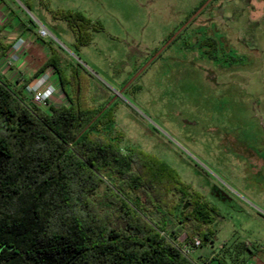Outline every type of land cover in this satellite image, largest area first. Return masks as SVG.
<instances>
[{"label": "rangeland", "instance_id": "374dc122", "mask_svg": "<svg viewBox=\"0 0 264 264\" xmlns=\"http://www.w3.org/2000/svg\"><path fill=\"white\" fill-rule=\"evenodd\" d=\"M46 1L54 11L82 13L103 31L78 49L72 31L53 20L40 0H12L11 8L36 27L23 36L15 21L10 31L0 29V40L33 41L30 63L36 70L45 59L34 46L47 44L60 53L68 74L71 65L81 68L93 105L115 99L114 131L124 134L123 146L157 155L220 210L216 238L202 250L226 264H264V0H212L166 48L206 0ZM7 12L0 8V28ZM42 26L48 38L40 36ZM208 38L217 41L212 55L219 59H210L208 47L203 49L201 42ZM0 78L16 92L25 93L29 84L18 80L15 88L1 72ZM55 84V106L68 105L59 79ZM108 187L106 181L100 197ZM173 229L180 244L191 240L179 226Z\"/></svg>", "mask_w": 264, "mask_h": 264}, {"label": "trees", "instance_id": "16d2710c", "mask_svg": "<svg viewBox=\"0 0 264 264\" xmlns=\"http://www.w3.org/2000/svg\"><path fill=\"white\" fill-rule=\"evenodd\" d=\"M40 1L72 31L78 49L104 29L80 12L54 11ZM201 45L219 59L212 55L215 39ZM9 48L0 43V58ZM62 61L52 49L34 75L54 69L67 96L68 105L49 112L0 78V264H193L173 244L179 236L173 226L203 246L213 243L220 210L157 155L125 148L124 134L114 131L116 104L93 105L85 73L71 65L68 74Z\"/></svg>", "mask_w": 264, "mask_h": 264}, {"label": "crops", "instance_id": "0c3cea01", "mask_svg": "<svg viewBox=\"0 0 264 264\" xmlns=\"http://www.w3.org/2000/svg\"><path fill=\"white\" fill-rule=\"evenodd\" d=\"M11 1L12 0H8V2H7V0H0V8H2V7L8 8V12H7L8 17L4 20L0 29L2 31H10L12 23H14L15 21H18V25L23 29V33H22L23 36L33 34L34 33L33 27L31 26V24L29 22L25 21L15 9L11 8V6L9 4V3H11ZM15 13H16L17 17L13 21H11L10 18ZM18 18H20L23 21L24 25L20 24V20ZM3 39L4 40H0V43H3L2 41H4V43H6V45H9L10 48L6 52L5 56L1 57L2 59L0 60V69L3 67L2 65L7 59H13L14 64L10 69L3 68L0 72L7 79V81L11 82L13 87L19 86L20 83L18 82V80L19 81L20 80L26 81L27 79L34 77V75L38 72V70L45 64V62L50 57L51 50L55 49L53 47H49L48 44L44 45V46L42 45V46H40V48L38 47L40 50L37 49L36 46H34V49L32 48L34 50V52L36 50V52H38L39 56L42 57L43 59H45L42 66H40L36 70L32 66V64L30 63L31 62L30 59H32V56L30 55V51H31L30 49L34 43L33 41L29 40L28 38H22L26 42L23 53H22V55H19L17 57L12 58L13 57L12 46L20 38H3ZM204 48L205 47H203V49ZM47 70H50V68L45 69L43 72H45ZM55 76L58 77L56 75V73H55ZM35 78L36 77H34L31 81H33ZM191 260L193 262L207 261L211 264H219V261H223V260H219V258L216 257L215 254L210 255L208 252H206V251L204 252L202 250V248L199 250H196L194 252L193 256L191 257ZM246 264H253V262L252 263L246 262ZM255 264H260V262L259 263L256 262Z\"/></svg>", "mask_w": 264, "mask_h": 264}, {"label": "built area", "instance_id": "2783aa9c", "mask_svg": "<svg viewBox=\"0 0 264 264\" xmlns=\"http://www.w3.org/2000/svg\"><path fill=\"white\" fill-rule=\"evenodd\" d=\"M40 36L42 38H48L50 36V32L45 28H40ZM26 45V42L24 39L20 38L18 39L15 44L12 46V53L13 57H17L19 55H22L24 47ZM5 61V60H4ZM14 62L13 59H7L3 63V67L0 69V71L3 68L10 69L13 66ZM56 79L58 77L55 76L54 69L47 70L43 73H41L39 76H37L33 81H31L29 84L25 86L24 89V96L29 99V102L31 104H34L41 108L42 110L49 112L51 107H58L55 106L54 102L58 97V89L55 84ZM162 236H166L165 233H162ZM179 237L177 240L173 243L180 251L181 253L189 259L191 262V257L193 256L194 252L196 250H199L202 248L203 243L200 238H194L193 240H189L188 242H185L184 244H180ZM193 264H211L207 261H201V262H193Z\"/></svg>", "mask_w": 264, "mask_h": 264}, {"label": "water", "instance_id": "95a60500", "mask_svg": "<svg viewBox=\"0 0 264 264\" xmlns=\"http://www.w3.org/2000/svg\"><path fill=\"white\" fill-rule=\"evenodd\" d=\"M211 1L212 0H208L187 22H186V24L171 38V40L166 44V46H165V48L167 47V46H169L177 37H178V35L179 34H181L182 32H183V30L194 20V18H196L210 3H211ZM31 15H32V13H31ZM32 18L35 20V18H34V16H32ZM36 21V20H35ZM164 48V49H165ZM163 49V50H164ZM163 50H160V51H158L156 54H155V56L150 60V62L145 66V67H143L133 78H132V80L129 82V84H128V86L131 84V83H133L145 70H146V68L154 61V60H156L160 55H161V53L163 52ZM115 101V99L114 100H112L108 105H107V107L105 108V109H107V108H109L111 105H112V103ZM188 206H189V204L188 203H186L185 204V206H184V210H187V208H188Z\"/></svg>", "mask_w": 264, "mask_h": 264}, {"label": "flooded vegetation", "instance_id": "af4514ba", "mask_svg": "<svg viewBox=\"0 0 264 264\" xmlns=\"http://www.w3.org/2000/svg\"><path fill=\"white\" fill-rule=\"evenodd\" d=\"M141 69H142V68H141ZM141 69H140V70H141ZM140 70H139V71H140ZM139 71H137V72L135 73V75H136ZM144 72H145V71H144ZM144 72H143V73H144ZM143 73H142V74H143ZM142 74H141V75H140L135 81H137V80L142 76ZM135 75H134V76H135ZM134 76H133V77H134ZM133 77H132V78H133ZM132 78H131V80H132ZM131 80H129V81L124 85V87L126 86V88L123 89L122 93L127 92V91L129 90V88L135 83V81H134V82L131 83L129 86H127L128 83H129ZM111 101H112V100H111Z\"/></svg>", "mask_w": 264, "mask_h": 264}]
</instances>
